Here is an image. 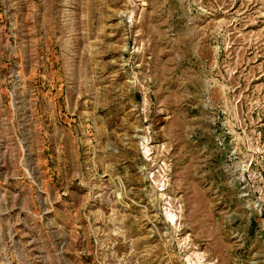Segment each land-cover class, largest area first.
Segmentation results:
<instances>
[{
	"label": "rangeland",
	"instance_id": "rangeland-1",
	"mask_svg": "<svg viewBox=\"0 0 264 264\" xmlns=\"http://www.w3.org/2000/svg\"><path fill=\"white\" fill-rule=\"evenodd\" d=\"M0 264H264V0H0Z\"/></svg>",
	"mask_w": 264,
	"mask_h": 264
}]
</instances>
